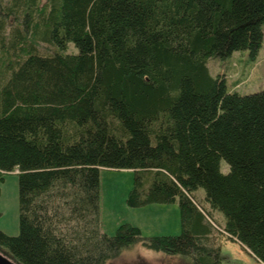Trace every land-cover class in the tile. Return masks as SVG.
<instances>
[{
  "label": "trees",
  "instance_id": "obj_1",
  "mask_svg": "<svg viewBox=\"0 0 264 264\" xmlns=\"http://www.w3.org/2000/svg\"><path fill=\"white\" fill-rule=\"evenodd\" d=\"M263 26L264 0H0V173L18 171L20 201L0 251L107 264L142 243L223 264L217 226L264 264V90L230 91L208 67L240 50L255 60ZM104 168L135 171L130 206L179 199L182 233L103 232Z\"/></svg>",
  "mask_w": 264,
  "mask_h": 264
},
{
  "label": "rangeland",
  "instance_id": "obj_2",
  "mask_svg": "<svg viewBox=\"0 0 264 264\" xmlns=\"http://www.w3.org/2000/svg\"><path fill=\"white\" fill-rule=\"evenodd\" d=\"M2 1L6 7L12 2ZM46 1L41 0V4ZM10 22L14 23L13 16ZM42 50L48 52L53 47L42 44ZM78 52L76 45L70 43L68 53ZM208 67L213 76H226L230 91L249 94L264 90V42L255 60H252L248 50H240L225 59L210 58ZM221 169L224 173L230 169L224 159L221 161ZM135 176L132 169H101L100 218L103 232L114 235L121 224L132 223L141 229L144 237L181 234L183 226L179 199L169 204L152 203L140 207L129 205L128 198L135 184ZM205 195L204 188L195 191V197L200 202L205 200ZM212 213L219 224L223 225L224 214L220 211ZM0 230L9 235L20 232L19 176L16 172L0 173ZM210 239L212 244L221 247L223 264H262L242 244L229 238L217 226ZM107 264H194V261L138 243Z\"/></svg>",
  "mask_w": 264,
  "mask_h": 264
},
{
  "label": "water",
  "instance_id": "obj_3",
  "mask_svg": "<svg viewBox=\"0 0 264 264\" xmlns=\"http://www.w3.org/2000/svg\"><path fill=\"white\" fill-rule=\"evenodd\" d=\"M16 173H18V171ZM0 264H18V263L0 251Z\"/></svg>",
  "mask_w": 264,
  "mask_h": 264
}]
</instances>
